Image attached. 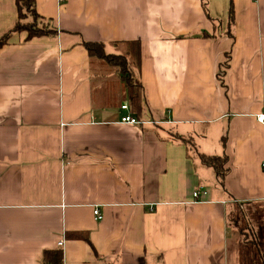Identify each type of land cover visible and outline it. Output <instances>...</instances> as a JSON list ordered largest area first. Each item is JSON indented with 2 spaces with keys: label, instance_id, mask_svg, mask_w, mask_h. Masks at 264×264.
<instances>
[{
  "label": "crops",
  "instance_id": "1",
  "mask_svg": "<svg viewBox=\"0 0 264 264\" xmlns=\"http://www.w3.org/2000/svg\"><path fill=\"white\" fill-rule=\"evenodd\" d=\"M35 7L54 33L0 48V264H238L230 216L264 208V0ZM18 20L0 0V37ZM134 41L140 113L84 46ZM201 156L227 158L223 177Z\"/></svg>",
  "mask_w": 264,
  "mask_h": 264
},
{
  "label": "trees",
  "instance_id": "2",
  "mask_svg": "<svg viewBox=\"0 0 264 264\" xmlns=\"http://www.w3.org/2000/svg\"><path fill=\"white\" fill-rule=\"evenodd\" d=\"M17 6L19 20L12 31L0 37V48L8 43L14 32L27 33V39L54 33L48 28L49 23L44 22L36 12L35 0H17ZM84 46L93 61H102L109 69H114L121 74L129 92L131 108L135 113H140L143 86L134 76L132 67L127 61L129 57L132 63H139L140 42H129L125 55L106 53L102 42H84ZM201 159L204 164L214 167L218 175L223 177V164L227 162V158L201 156ZM255 208L236 207L229 219L232 227L240 233L242 239L237 245L238 264H264V208ZM43 264H64L62 250H46L43 253Z\"/></svg>",
  "mask_w": 264,
  "mask_h": 264
},
{
  "label": "built area",
  "instance_id": "3",
  "mask_svg": "<svg viewBox=\"0 0 264 264\" xmlns=\"http://www.w3.org/2000/svg\"><path fill=\"white\" fill-rule=\"evenodd\" d=\"M122 109H123V110H129V106H128V105H123V106H122ZM258 120H259L261 123H264V113L261 114V115L258 117ZM121 121H122L123 123H138V121H137L135 118H133L131 115H129V114H127V115H125L124 117H122ZM263 168H264V163H263ZM206 194H207V191H206L205 189H199V190L195 191V193H194V198L199 199V198H201L203 195H206ZM94 213H95V216H97V219H101V218H102V216L100 215V211H99L98 209H96V210L94 211ZM63 244H64L63 241H61V242L58 243L59 247H62Z\"/></svg>",
  "mask_w": 264,
  "mask_h": 264
},
{
  "label": "rangeland",
  "instance_id": "4",
  "mask_svg": "<svg viewBox=\"0 0 264 264\" xmlns=\"http://www.w3.org/2000/svg\"><path fill=\"white\" fill-rule=\"evenodd\" d=\"M50 23H52L51 21H49ZM120 52L121 54H125L126 53V49L125 48H120V49H117L116 52ZM260 213V211H258Z\"/></svg>",
  "mask_w": 264,
  "mask_h": 264
}]
</instances>
